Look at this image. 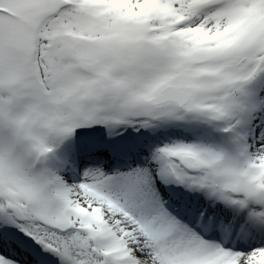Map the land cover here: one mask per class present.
<instances>
[{
  "label": "snow or ice",
  "instance_id": "obj_1",
  "mask_svg": "<svg viewBox=\"0 0 264 264\" xmlns=\"http://www.w3.org/2000/svg\"><path fill=\"white\" fill-rule=\"evenodd\" d=\"M0 264H264V0H0Z\"/></svg>",
  "mask_w": 264,
  "mask_h": 264
}]
</instances>
